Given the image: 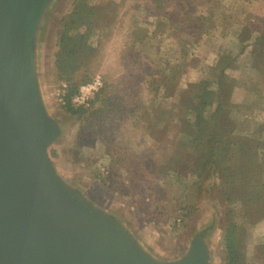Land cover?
Instances as JSON below:
<instances>
[{
  "label": "trees",
  "instance_id": "1",
  "mask_svg": "<svg viewBox=\"0 0 264 264\" xmlns=\"http://www.w3.org/2000/svg\"><path fill=\"white\" fill-rule=\"evenodd\" d=\"M135 1L138 8L127 17L125 12L120 14L124 5L128 8L134 4L129 0H69L54 22V63L58 79L65 84L63 108L79 125L71 149L86 157V150L96 149L103 137L120 136L128 123L141 125L140 128L146 129L141 140L145 149H168L163 159L156 163L154 156H147L152 150H145L142 155L125 150L135 147L129 144L130 136L120 137L121 150L116 161L111 162L107 175H99L109 189L130 194L144 174L148 176L165 166L177 171L187 169L186 152L175 144L184 142L195 157L190 163L194 178L182 193L186 198L182 223L196 209L192 199L198 197L204 182L214 177V186H219L227 205L222 264H249L247 243L239 235V229L247 224L255 227L254 244L264 249V206L257 202L264 195V72L256 65L264 50V33L252 42H238L237 49L226 50L214 64L198 68L195 80L182 89L187 93L186 105L176 110L171 95L178 96L179 82L194 64L192 60L204 59L199 55L192 58V47L198 43V30L208 18L197 13L199 3L191 5L190 0ZM118 15L124 33L113 50L111 40L119 23L108 20ZM147 16L151 20L144 22ZM105 21L109 32L108 27L102 26ZM143 23L144 35L136 30ZM248 23L255 25L253 21L245 24ZM163 24L165 35L171 38V43L166 44L170 47L167 51L165 47L153 51L154 30ZM94 41L98 51L92 60H87L86 53ZM163 57L166 67L155 70L154 62ZM233 64L244 70L237 77L229 73ZM98 72L103 74V86L93 95L90 106L74 105L72 99L78 89L91 82ZM227 82L242 90L244 96L226 101L223 85ZM172 100H176L175 96ZM159 122L168 131L147 130L151 126L156 128ZM246 149L256 150V163L246 161ZM126 162L134 167V173L127 175L130 185H125L123 174Z\"/></svg>",
  "mask_w": 264,
  "mask_h": 264
},
{
  "label": "water",
  "instance_id": "2",
  "mask_svg": "<svg viewBox=\"0 0 264 264\" xmlns=\"http://www.w3.org/2000/svg\"><path fill=\"white\" fill-rule=\"evenodd\" d=\"M63 0H0V264H215V222L171 259L63 176V136L42 78L46 31Z\"/></svg>",
  "mask_w": 264,
  "mask_h": 264
},
{
  "label": "rangeland",
  "instance_id": "3",
  "mask_svg": "<svg viewBox=\"0 0 264 264\" xmlns=\"http://www.w3.org/2000/svg\"><path fill=\"white\" fill-rule=\"evenodd\" d=\"M68 1L63 0L58 11L52 14L49 22L50 26L46 31L45 40L43 41L45 44L42 62L43 91H45V98L51 112L62 123L63 128L61 141L50 149L51 158L55 161L59 172L75 186L89 192L90 195L95 197L108 210L120 215L140 239L152 251L163 258L171 259L180 255L195 231L215 222L216 228L212 232L216 251L215 264H222V260L224 259L222 244L225 235L224 227L226 224L227 205L222 196L223 192H220L217 188L219 186H214L216 182L213 179L214 177L204 182V186L198 191V197L192 199L196 203V209L182 223V218L186 216V210L183 209L186 206V198L182 193L186 191L187 183L192 182L194 178V171L190 163L195 157L192 150L187 149L184 142L176 141L175 144L186 152L187 169L177 171L168 166L160 170L161 172L154 169L153 171L155 172L148 176L144 174V178L136 182L130 194H123L120 191L109 189L100 181L99 175H107L111 162L114 163L116 161L119 150H121L119 149L121 146L120 137L130 136L131 140L129 144L135 147V149L125 150L141 155L145 150H152L150 155L147 156H154L156 163H159L163 159V154H166L168 149L163 151L145 149V145L141 140L146 129L140 128L139 126L141 125L137 126L134 123H128L127 128L124 129L123 133L121 132L120 136L103 137L96 149H92L91 152L89 151L90 149L86 150L88 151L86 157L71 149L73 135L77 133L79 125L63 108L66 103V99L63 96L65 84L57 76L54 63L55 36H53L55 34L54 22H56L57 17L66 8ZM113 1L119 2L120 0ZM129 2L134 4H130L131 6L128 8L124 5L120 15H124L125 12V16L129 17L136 11L138 1L129 0ZM190 2L191 5L199 3L200 6H198L197 13L206 14L208 18L206 25L198 30V43L192 47V58L199 55L198 57L204 56V59L200 62L192 60L194 64L189 67L188 72L185 73L179 82L178 96L176 97L175 93L171 95L172 98L175 96L176 100H172L171 98L170 101H173V107L176 110H179L182 105H186L187 93L183 92L182 89H185L184 87L189 82L195 80L198 75V68L207 64H214L216 59L226 50L237 49L239 47L238 42L242 44L252 42L258 34L264 33V0H190ZM120 15L108 20L109 22L117 20L116 22L119 23L115 28L114 36L111 40V48L113 50L119 45L121 36L124 33V24L118 21L120 20ZM143 19L146 22L151 20V17L147 16ZM249 21H253L255 25L245 24ZM106 22L102 24L104 28L109 26ZM145 27L144 23L139 24L136 30L141 33L143 32L144 35L146 34ZM109 30L110 28L108 27V32ZM239 30L240 33L238 32ZM154 31L155 47H153V51L155 49L158 50V48L161 50L163 47L167 51L170 46L168 47L166 44L171 43V38H167L165 35L166 25H158ZM96 45L97 43L94 41L93 46L88 49L86 53L87 60L94 58L98 51ZM164 61L165 57L159 62L155 61V70L162 71L166 67L163 63ZM256 65L259 71L264 72V50L260 53ZM101 69L104 72V68L102 67ZM241 70L244 71L239 65L233 64L229 68V73L237 77ZM102 72H98L96 76L102 77ZM233 85L231 82L223 85V95L226 101L230 100L233 96L238 98L244 96V92ZM155 125L157 126L156 128L151 126L147 130L157 133H160L164 129L168 131V128L160 122ZM137 127L138 130L136 132ZM152 131L148 132V134L152 133ZM244 156L248 163L252 164L258 161L255 149H246ZM81 157L85 158V160H82ZM141 158L142 156L139 157V160ZM88 159L90 162H87ZM126 163L122 167L125 169L123 172L126 177L125 181L128 180L127 175L134 173L133 165L129 163L128 167ZM128 181L125 182V185H130ZM257 202L259 205L264 206V195L259 197ZM254 231L255 227L253 228V226L247 224L239 229L238 233L246 240L249 264H264V249H258L254 244Z\"/></svg>",
  "mask_w": 264,
  "mask_h": 264
},
{
  "label": "built area",
  "instance_id": "4",
  "mask_svg": "<svg viewBox=\"0 0 264 264\" xmlns=\"http://www.w3.org/2000/svg\"><path fill=\"white\" fill-rule=\"evenodd\" d=\"M103 86L102 77L97 75L95 78L86 84H83L78 94L72 99V103L80 107H89L93 95Z\"/></svg>",
  "mask_w": 264,
  "mask_h": 264
}]
</instances>
